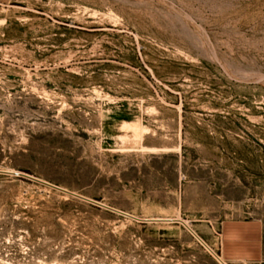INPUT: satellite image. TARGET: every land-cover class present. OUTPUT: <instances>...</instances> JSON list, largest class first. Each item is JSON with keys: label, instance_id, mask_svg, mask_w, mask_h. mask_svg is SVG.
I'll return each mask as SVG.
<instances>
[{"label": "rangeland", "instance_id": "1", "mask_svg": "<svg viewBox=\"0 0 264 264\" xmlns=\"http://www.w3.org/2000/svg\"><path fill=\"white\" fill-rule=\"evenodd\" d=\"M0 264H264V0H0Z\"/></svg>", "mask_w": 264, "mask_h": 264}, {"label": "bare ground", "instance_id": "2", "mask_svg": "<svg viewBox=\"0 0 264 264\" xmlns=\"http://www.w3.org/2000/svg\"><path fill=\"white\" fill-rule=\"evenodd\" d=\"M3 172V171H2ZM5 172V171H4ZM8 173V172H7ZM9 173H11V174H18L16 171H9ZM20 174V173H19ZM65 191V190H64ZM74 195V194H73ZM104 207H106V206H104ZM167 220V219H166ZM162 221V220H161ZM193 232V231H192ZM221 260V259H220Z\"/></svg>", "mask_w": 264, "mask_h": 264}]
</instances>
